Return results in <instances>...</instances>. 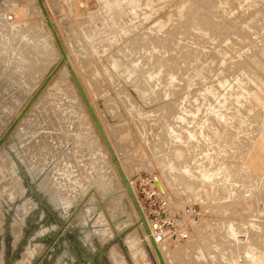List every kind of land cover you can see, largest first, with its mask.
<instances>
[{"label":"rangeland","instance_id":"1","mask_svg":"<svg viewBox=\"0 0 264 264\" xmlns=\"http://www.w3.org/2000/svg\"><path fill=\"white\" fill-rule=\"evenodd\" d=\"M41 2L135 199L153 179L169 202L162 252L179 264H264V0ZM59 55L36 0H0V138ZM59 69L0 147V264H81L79 250L114 264L112 249L135 264L121 224L136 211L118 179L89 175L105 155Z\"/></svg>","mask_w":264,"mask_h":264},{"label":"bare ground","instance_id":"2","mask_svg":"<svg viewBox=\"0 0 264 264\" xmlns=\"http://www.w3.org/2000/svg\"><path fill=\"white\" fill-rule=\"evenodd\" d=\"M77 5V4H76ZM203 6V5H202ZM12 11V10H11ZM18 11V10H17ZM24 11V10H23ZM77 11V10H76ZM15 12V11H14ZM17 15H19V14H17ZM24 15V14H23ZM23 17V16H22ZM21 19V18H20ZM21 22V21H20ZM29 23V22H28ZM5 25V24H4ZM13 25V24H12ZM13 26H16L15 24L13 25ZM18 27V26H17ZM24 27V26H23ZM27 27V26H26ZM16 28V27H15ZM28 28V27H27ZM155 28V27H154ZM10 29V28H9ZM21 29H23V28H21ZM4 30V29H3ZM8 30V29H7ZM11 30V29H10ZM9 30V31H10ZM17 30V29H16ZM15 30V31H16ZM25 31V30H24ZM37 31V30H36ZM35 31V32H36ZM11 32V31H10ZM26 32V31H25ZM32 32H33V30H32ZM39 32V31H38ZM1 33H2V31H1ZM6 33V32H5ZM30 32H28V34H29ZM4 34V33H3ZM27 34V33H26ZM38 34V33H37ZM37 34H36V36H37ZM22 35V34H21ZM261 35V34H260ZM30 36V35H29ZM180 36V35H179ZM38 37H39V35H38ZM184 37V36H183ZM260 37V36H259ZM264 37V36H263ZM2 38H3V36H2ZM1 38V39H2ZM10 38V37H9ZM15 38V37H14ZM188 38V37H187ZM23 39V38H22ZM10 40V39H9ZM8 40V41H9ZM35 40V39H34ZM154 40V39H153ZM178 40V39H177ZM201 40V39H200ZM16 41V40H15ZM187 41V40H186ZM4 42V41H3ZM38 42V41H37ZM237 42V41H236ZM26 43V42H25ZM174 43V42H173ZM28 44V43H27ZM33 44V43H32ZM44 44V43H43ZM18 46V45H17ZM34 46V45H33ZM162 46V45H161ZM168 46V45H167ZM181 46V45H180ZM252 46V45H251ZM19 47V46H18ZM29 47V46H28ZM158 47V46H157ZM169 47V46H168ZM192 47V46H191ZM237 47V46H236ZM13 48H15L16 49V47H13ZM21 48V47H20ZM32 48V47H31ZM42 48V47H41ZM44 48V47H43ZM40 49V48H39ZM170 49V48H169ZM232 49V48H231ZM244 49V48H243ZM45 50V49H44ZM168 50V49H167ZM188 50V49H187ZM239 50V49H238ZM17 51V50H16ZM15 51V53H16V55L14 54V58L16 59V56H17V52ZM46 51V50H45ZM42 52H44L43 50H42ZM177 52V51H176ZM14 53V52H13ZM21 53H23V52H21ZM160 53V52H159ZM188 53H189V50H188ZM9 54V53H8ZM11 54V53H10ZM18 58H20V59H17V61L19 62V64H20V62H22V65H24L25 66V64L23 63V61L21 60V58H22V55L18 52ZM46 54H48V53H46ZM157 54V53H156ZM169 54V53H168ZM167 54V55H168ZM6 55V54H5ZM20 55H21V57H20ZM66 55V54H65ZM181 55V54H180ZM242 55V54H241ZM253 55V54H252ZM24 56V55H23ZM48 56V55H47ZM25 57V56H24ZM23 57V58H24ZM43 58H44V54H43V56H42ZM59 57H61V55H59ZM66 57H67V55H66ZM159 57V56H158ZM243 57V56H242ZM256 57V56H255ZM13 58V57H12ZM26 58H28L27 56H26ZM172 58V57H171ZM164 59V58H163ZM170 59V58H169ZM183 59V58H182ZM9 60H11V59H9ZM9 60L7 61V62H9ZM13 60V59H12ZM21 60V61H20ZM26 60V59H25ZM42 60V59H41ZM44 60V59H43ZM46 60V59H45ZM149 60V59H148ZM168 60V59H167ZM191 60V59H190ZM238 60H239V58H238ZM1 61V60H0ZM28 61V60H27ZM49 61V60H48ZM165 61H166V59H165ZM195 61V60H194ZM14 66H17L18 65V63H17V65H15V60L12 62V61H10ZM9 62V63H10ZM24 62H26V61H24ZM8 63V64H9ZM159 63V62H158ZM65 64V63H64ZM67 64H68V66L70 65V63H69V59H68V57H67ZM67 64H65V66H66V68H67ZM202 64V63H201ZM5 65V64H4ZM21 65V64H20ZM20 65H18V67L20 66ZM21 65V66H22ZM133 65H134V63H133ZM142 65V64H141ZM9 66H12L11 64H9L8 65V70L9 69H11V67H9ZM13 66V67H14ZM24 66H22V69H23V67ZM32 66H34V65H32L31 64V67ZM135 66H136V63H135ZM26 67V66H25ZM30 66H27L26 68H27V71H28V68H29ZM70 68H71V66H69ZM142 67V66H141ZM7 68H6V70H7ZM21 68V67H20ZM25 68V69H26ZM34 68V67H33ZM136 68V67H135ZM245 68V67H244ZM18 69V68H17ZM59 69V68H58ZM96 69V68H95ZM138 69V68H137ZM173 69V68H172ZM8 70H7V72H8ZM12 70H14V72L13 73H17L18 74V71L17 70H15V69H11V70H9V71H11V74H12ZM24 70V69H23ZM158 71H159V69H157ZM164 70V69H163ZM190 69H188V71H189ZM19 71H20V69H19ZM22 71V70H21ZM21 71L19 72V73H21ZM26 71V70H25ZM24 71V72H25ZM29 71H30V68H29ZM33 71H35L34 69H33ZM33 71H31V74H32V72ZM63 71V69L62 68H60L59 70H58V73L57 74H59L60 73V75H61V72ZM72 71H73V69H72ZM141 71V70H140ZM182 71V70H181ZM74 72V71H73ZM8 73H10V72H8ZM35 72H33V74H34ZM69 73V72H68ZM221 73V72H220ZM17 74H13L14 76L15 75H17ZM27 74V73H26ZM56 74V75H57ZM75 74V73H74ZM159 74V73H158ZM19 75V74H18ZM133 75V74H132ZM156 75V74H155ZM20 76H23L24 78H25V73H23V75L22 74H20ZM20 76H18V78L20 77ZM30 76V75H29ZM70 76V75H69ZM76 76V75H75ZM90 76H91V74H90ZM213 76V75H212ZM89 77V76H88ZM147 77V76H146ZM70 78H71V76H70ZM149 78H150V76H149ZM257 78V77H256ZM22 79V78H21ZM92 79V78H91ZM178 79V78H177ZM71 81H72V79H71ZM146 82V81H145ZM169 82V81H168ZM192 82V81H191ZM258 82V81H257ZM261 82V81H260ZM72 83H73V81H72ZM2 84V82H0V90L3 92V93H5V92H7V88H5L3 85H1ZM203 84V83H202ZM73 85H74V83H73ZM187 85V84H186ZM74 87H75V85H74ZM146 87H148V83H147V86ZM149 88V87H148ZM148 88H147V90H148ZM75 89H76V87H75ZM185 90V89H184ZM210 90V89H209ZM76 91H77V89H76ZM210 93V92H209ZM6 94V93H5ZM77 94H78V96H79V93H78V91H77ZM208 94V93H207ZM200 95V94H199ZM22 96V95H21ZM166 96V95H165ZM80 97V96H79ZM80 99H81V97H80ZM82 101V100H81ZM83 103V102H82ZM84 105V104H83ZM90 106H91V104H90ZM84 107H85V105H84ZM85 110H86V108H85ZM87 111V110H86ZM70 114H72L71 112H70ZM87 114H88V112H87ZM19 115V114H18ZM88 116H89V114H88ZM89 119H90V117H89ZM15 120V119H14ZM90 121H91V119H90ZM101 122V121H100ZM91 123H92V121H91ZM92 126H93V128L95 129V127H94V125H93V123H92ZM101 128H102V126H101ZM96 131V130H95ZM97 135H98V133H97V131L95 132ZM106 133H108V132H106ZM109 134V133H108ZM111 135H113V133L111 134ZM106 136V135H105ZM2 137V136H1ZM98 137H99V135H98ZM107 140H108V142L110 143V145L112 146V144H111V142H110V140H109V138L107 137ZM99 147H100V149H101V151H103V154L105 155L104 156V162H95V165H96V169H91V171H89L88 173H89V175L90 174H93V175H95L96 177H97V179H100L101 181H104L105 183H103V184H106V185H108L109 183H113V181L115 180H119L118 182L120 183V179H119V177H118V175L116 176V174H117V172L116 171H114L115 170V168H114V166H113V164L111 163V161H110V157H109V155H108V153H107V151H106V149H105V147L103 146V143H102V141H101V139H100V137H99ZM112 149V148H111ZM114 150V149H113ZM114 154H116V153H114ZM117 158V157H116ZM118 161V160H117ZM92 166H90V168H91ZM116 172V173H115ZM124 174V173H123ZM86 175V174H85ZM85 175H84V177H85ZM87 176V175H86ZM125 176V175H124ZM91 177V176H90ZM94 177V176H93ZM95 177V178H96ZM117 177V178H116ZM97 179L96 180H94V178H93V183H95V186L96 187H98L100 184H99V182L97 181ZM99 180V181H100ZM128 183H129V185H130V187H131V184H132V182L131 181H129L128 180ZM114 185V184H113ZM121 185V184H120ZM80 186H82V185H80ZM122 187V186H121ZM82 188H83V186H82ZM123 188V187H122ZM131 188H133V187H131ZM81 190H83V189H81ZM111 189H108V192H106L107 194H109V193H111V192H109ZM123 190L125 191V189L123 188ZM92 191V193L94 194L96 191L94 190V189H92L91 190ZM126 193V192H125ZM134 193V192H133ZM95 195V194H94ZM126 196H127V193H126ZM132 205V204H131ZM132 207H133V205H132ZM134 209V208H133ZM134 211H135V209H134ZM136 213V212H135ZM136 215H137V213H136ZM143 220V219H142ZM147 220V219H146ZM99 223H102V218L101 217H99L98 218V220H97ZM136 222H135V224L133 223V224H129L128 222H124L123 224H121V225H123V226H125L126 227V229L127 228H129L130 230H128L127 231V233H126V246H127V249H129V253L130 254H132V256L134 257V262H135V264H145V262L143 261V255L141 254V249L139 248V245H138V240H137V238H136V236H135V229H140V230H142L143 231V233H144V235H145V237H146V239H147V241L149 242V244H150V241H149V236H151V232H150V226H149V224L147 225V222L144 220V223L142 222H140V219H139V217H138V215H137V217H136V220H135ZM135 225V226H134ZM148 228V230H149V233H150V235H147L146 234V232H145V228L146 227ZM131 227V228H130ZM125 231V230H124ZM119 232V231H118ZM106 235H107V237H109L110 236V234H108V233H106ZM125 236V235H124ZM154 241V243H155V246H156V248H157V250H158V252H159V254L161 255V257H162V259H163V263L164 264H167V262L169 263V264H179V263H177L176 261H175V259H174V263H173V261H172V258H171V256H170V254H169V252H162V250H163V247H161V246H159V244H158V242H155V240H153ZM150 247L152 248V251H153V253H154V255H155V258H156V261H157V257H156V254H155V251H154V249H153V247H152V245L150 244ZM110 250H111V247H110ZM199 252V251H198ZM110 256H111V260H113L112 262L114 263V264H123L122 263V258H120V256H119V254L118 253H116L113 249H112V251H110ZM132 257V258H133ZM198 258V257H197ZM170 261V262H169ZM157 264H158V261H157Z\"/></svg>","mask_w":264,"mask_h":264},{"label":"water","instance_id":"3","mask_svg":"<svg viewBox=\"0 0 264 264\" xmlns=\"http://www.w3.org/2000/svg\"><path fill=\"white\" fill-rule=\"evenodd\" d=\"M37 1V4L40 8V11L43 15V17L45 18V21H46V24L48 26V29L53 37V40L56 44V47L61 55V59H60V62H59V65L53 70V72L46 78V80L44 81V83L41 85V87L36 91V93L30 98V100L28 101V103L25 105V107L21 110V112L19 113V115L16 117V119L12 122V124L9 126V128L5 131V133L2 135V137L0 138V147L1 145L4 143V141L7 139V137L11 134V132L13 131V129L20 123V121L22 120V118L26 115V113L28 112V110L30 109V107L33 105V103L37 100V98L39 97V95L41 94V92L43 91V89L46 87V85L48 84V82L50 81V79L53 77V75L57 72L59 66H61L62 64H67V57L65 55V52L61 46V43L59 41V38L55 32V29L53 27V25L51 24L49 18L47 17V13L44 9V6L41 2V0H36ZM67 70L69 72V75L71 76V79L79 93V96L81 97V100L83 102V104L85 105V108L89 114V117L95 127V130L97 131L102 143H103V146L105 147L109 157H110V161L111 163L113 164L114 168H115V171L117 172V175L120 179V184L121 186L125 189L126 193H127V196L128 198L130 199L132 205H133V208L135 209L139 219H140V222L144 223V218H143V215L141 213V210L137 204V201L133 195V192H132V189L127 181V179L125 178L120 166H119V162L117 161V158L115 156V154L113 153V150L111 149V146L105 136V133L103 132L91 106L89 105V102L87 101V98L74 74V72L71 70V68L68 66L67 64ZM143 219V220H142ZM146 227V226H145ZM65 229V225H62L61 227V230H64ZM145 232L147 235H150L149 233V230L148 228L146 227L145 228ZM125 234V233H124ZM122 235H118L116 236L115 240H119L120 237ZM149 241H150V244L152 245L154 251H155V254H156V257H157V261H158V264H164L163 263V259L161 257V255L159 254L156 246H155V243L152 239L151 236H149ZM102 253V250H100L99 254ZM83 259H84V262L82 264H85V262L87 260H89V258L83 256Z\"/></svg>","mask_w":264,"mask_h":264},{"label":"built area","instance_id":"4","mask_svg":"<svg viewBox=\"0 0 264 264\" xmlns=\"http://www.w3.org/2000/svg\"><path fill=\"white\" fill-rule=\"evenodd\" d=\"M153 179H146L141 183L140 186H143L140 190L141 200L138 201L136 198L137 204L142 212V214H147L148 216H155V223L152 228L150 227L151 237L155 242H163L165 236L168 232L164 231V212L168 209L169 202L163 198L161 190L157 187ZM149 185L150 189L148 191L144 188L145 185ZM141 202H144V205L141 206ZM192 213V212H190ZM161 215L163 217H161ZM157 221H162L159 223ZM183 230V229H182Z\"/></svg>","mask_w":264,"mask_h":264},{"label":"crops","instance_id":"5","mask_svg":"<svg viewBox=\"0 0 264 264\" xmlns=\"http://www.w3.org/2000/svg\"><path fill=\"white\" fill-rule=\"evenodd\" d=\"M79 250V248H77ZM79 254L81 255V258H82V261H81V264L84 262V259H83V256H82V252L79 250L78 251ZM100 251H97V253L93 254L92 256H89L87 258H89V260H87L85 262V264H99L100 262V259L103 257L102 254H99ZM86 257V255H85ZM111 263V262H110Z\"/></svg>","mask_w":264,"mask_h":264}]
</instances>
